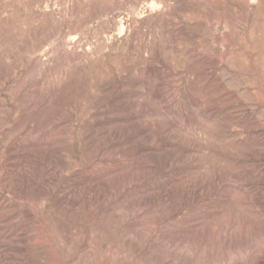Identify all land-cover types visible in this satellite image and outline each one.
Masks as SVG:
<instances>
[{"label":"rangeland","instance_id":"rangeland-1","mask_svg":"<svg viewBox=\"0 0 264 264\" xmlns=\"http://www.w3.org/2000/svg\"><path fill=\"white\" fill-rule=\"evenodd\" d=\"M0 264H264V0H0Z\"/></svg>","mask_w":264,"mask_h":264}]
</instances>
